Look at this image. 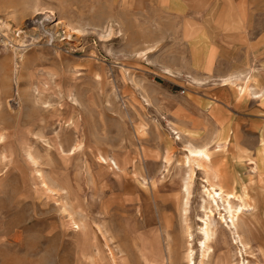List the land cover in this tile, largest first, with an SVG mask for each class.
Segmentation results:
<instances>
[{"label": "rangeland", "instance_id": "374dc122", "mask_svg": "<svg viewBox=\"0 0 264 264\" xmlns=\"http://www.w3.org/2000/svg\"><path fill=\"white\" fill-rule=\"evenodd\" d=\"M241 87L264 93V0H0V264H200L211 210L206 264H264V95ZM190 144L213 161L184 215Z\"/></svg>", "mask_w": 264, "mask_h": 264}, {"label": "bare ground", "instance_id": "6f19581e", "mask_svg": "<svg viewBox=\"0 0 264 264\" xmlns=\"http://www.w3.org/2000/svg\"><path fill=\"white\" fill-rule=\"evenodd\" d=\"M38 13H43V12L39 11ZM24 47H26V46L24 45ZM239 90H240V93H243V94H246L247 91H250V89L248 90V88H243V87L239 88ZM216 143H217L216 144V148H217L216 150L220 151L224 147V144L220 143V140H218ZM61 149H63V148H61ZM209 150H210L209 146L197 147V146H195L193 144L188 145V148H187V151H188V153H187V164H188V167H189L190 171H189L188 177L186 179V182L184 184V190H185V195H186L184 206H183L184 215H187V212H188L189 197L191 195V186H192V183H193V180H194V176H195V169L198 168V169L205 170V168L208 165H210L212 163V161H213L211 155L209 154ZM100 161L102 163H107L108 162L102 156L100 157ZM113 163L116 165L117 169H120L118 163L115 160H114ZM208 176H209V174H208ZM210 176H213V175H210ZM210 176H209V178H210ZM209 178L206 181L208 183V187H209L207 189V191H206L208 196H209V198L211 199L212 203L216 205L217 208L219 207L218 200H221L223 203L226 204L224 211H225L226 214L229 215V218H230L229 222L225 221V223L228 224L227 228L229 229V231L233 232V234H235L237 236V238L239 240V244L246 251V248H248L247 247V243L244 241L245 237L243 238V235H242L243 234V232H242L243 228L241 227L242 224L241 225L239 224V221L242 218L245 217L246 207L241 203V199L239 197H236V196H234L232 194H226L225 191L223 190V188H221L218 185L214 184V182H212ZM214 178H217L216 174H215ZM45 186L48 187V184H45ZM238 201H240V203H237ZM249 210H251V205H249L248 211ZM213 215H214V211L213 210L209 211V213L207 214L206 219L204 221L205 222L204 223L205 227L203 228L204 240L201 242V244H202V246H201V248H202V258H201L200 264H206V259L211 256V253L213 251L212 247H211V242H213V240H214L215 233L211 229L212 226L210 224V220H211ZM220 217H221V220L224 221L225 216L220 214ZM73 225L82 234V238L80 240L81 245H82L83 240H84L83 237H85L84 233H85L86 225L80 226V224H77V222H74V221H73ZM246 227L250 230L249 224H247ZM100 231L103 232L102 229H100ZM241 251L242 250H240V252ZM99 253H101V252H99ZM101 255H102V253H101ZM113 258H114V255H113ZM103 259H104V256H103V258H101V261L98 264H105V262H104L105 259L104 260ZM187 259H188V263L187 264H195L194 256H193V252L192 251H190L188 253ZM119 260H120V262H122V264H125V263H123V260H124L123 256L120 257ZM241 260L242 261H240L239 264H248V261L246 262L245 259H241ZM95 262L96 261L94 260V264H96ZM109 264H112V263L110 262ZM119 264H121V263H119ZM162 264H164V263H162Z\"/></svg>", "mask_w": 264, "mask_h": 264}, {"label": "crops", "instance_id": "0c3cea01", "mask_svg": "<svg viewBox=\"0 0 264 264\" xmlns=\"http://www.w3.org/2000/svg\"><path fill=\"white\" fill-rule=\"evenodd\" d=\"M252 90H251V87H250V95H252V94H254L255 95V93H257V92H260V91H262L263 92V89H261L260 91H257V92H251ZM263 95H264V93H262ZM249 95V96H250ZM222 167H224L223 165H222ZM224 169H225V167H224ZM222 171V168H220V173H221V176H223L224 177V175H222L223 173L221 172ZM235 181H236V184H238L239 183V181H238V179H237V177H236V179H235ZM236 191V190H235ZM147 251H146V250ZM142 256H143V259H144V262H145V264H158V263H156V261L155 260H157V257H159V254L151 247V246H146V248L144 247L143 249H142ZM125 257V256H124ZM156 257V258H155ZM126 259V258H125ZM161 259H162V255H161ZM159 262V261H158ZM126 264H129L128 263V260L126 259Z\"/></svg>", "mask_w": 264, "mask_h": 264}]
</instances>
